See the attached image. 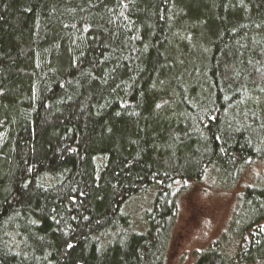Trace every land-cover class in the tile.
Listing matches in <instances>:
<instances>
[{
	"label": "trees",
	"instance_id": "1",
	"mask_svg": "<svg viewBox=\"0 0 264 264\" xmlns=\"http://www.w3.org/2000/svg\"><path fill=\"white\" fill-rule=\"evenodd\" d=\"M262 161L264 0H0V264H166L182 190ZM238 200L193 264H264Z\"/></svg>",
	"mask_w": 264,
	"mask_h": 264
},
{
	"label": "rangeland",
	"instance_id": "2",
	"mask_svg": "<svg viewBox=\"0 0 264 264\" xmlns=\"http://www.w3.org/2000/svg\"><path fill=\"white\" fill-rule=\"evenodd\" d=\"M263 172L264 161L246 170L232 189L223 188L210 177L183 189L166 264H193L199 252L211 246L231 227L234 213L239 208L240 194L248 187L259 185ZM152 200L153 191L146 190L129 201L127 211L132 214L136 228H143L141 222L151 209Z\"/></svg>",
	"mask_w": 264,
	"mask_h": 264
},
{
	"label": "snow or ice",
	"instance_id": "3",
	"mask_svg": "<svg viewBox=\"0 0 264 264\" xmlns=\"http://www.w3.org/2000/svg\"><path fill=\"white\" fill-rule=\"evenodd\" d=\"M68 247H69V248H72V247H73V245H72V244H68Z\"/></svg>",
	"mask_w": 264,
	"mask_h": 264
}]
</instances>
